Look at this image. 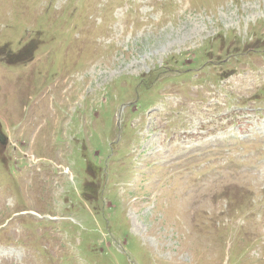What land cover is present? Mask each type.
Returning <instances> with one entry per match:
<instances>
[{"label": "rangeland", "instance_id": "1", "mask_svg": "<svg viewBox=\"0 0 264 264\" xmlns=\"http://www.w3.org/2000/svg\"><path fill=\"white\" fill-rule=\"evenodd\" d=\"M1 48L0 264H264V0H0Z\"/></svg>", "mask_w": 264, "mask_h": 264}, {"label": "bare ground", "instance_id": "2", "mask_svg": "<svg viewBox=\"0 0 264 264\" xmlns=\"http://www.w3.org/2000/svg\"><path fill=\"white\" fill-rule=\"evenodd\" d=\"M250 75V74H249ZM244 79V78H243ZM248 79V78H247ZM232 81V80H231ZM237 81V80H236ZM260 129H262V130H264V125H263V127H261ZM208 140V139H207Z\"/></svg>", "mask_w": 264, "mask_h": 264}]
</instances>
